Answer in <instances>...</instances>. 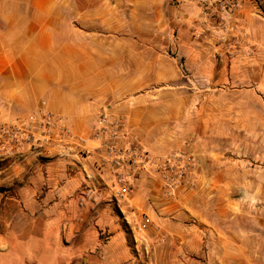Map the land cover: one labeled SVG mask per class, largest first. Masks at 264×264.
<instances>
[{"label": "crops", "instance_id": "1", "mask_svg": "<svg viewBox=\"0 0 264 264\" xmlns=\"http://www.w3.org/2000/svg\"><path fill=\"white\" fill-rule=\"evenodd\" d=\"M238 17L235 31H221L218 20H205L195 3L177 0H0V68L19 89L9 98L27 101L26 118L45 103L47 111L88 139L99 114L121 116L148 152L163 155L177 142L172 124L187 110L185 101L202 100L204 79L218 83L225 68H264V58L248 61L254 44L264 53V19L246 9ZM55 20H66L67 30L45 28ZM223 49L229 59L218 58ZM180 64L189 75L181 73ZM254 80L239 75L230 82ZM188 83L195 91L186 90ZM97 158L0 159V264H139L138 258L124 263L119 253L81 251L91 228L85 196L105 194L102 181L110 179L109 165L100 169ZM216 174L199 176L212 180ZM224 175L227 190H235L234 169ZM244 186L243 202H250ZM163 191V175L154 171L136 182L129 201L135 216H150L148 225L137 224L152 233L148 264L198 262L199 255L188 251L192 243L200 249L212 245L204 264H264V205L254 212L250 203L237 204L236 210L230 195L226 204L177 205L165 200ZM259 192L264 198V188Z\"/></svg>", "mask_w": 264, "mask_h": 264}, {"label": "rangeland", "instance_id": "2", "mask_svg": "<svg viewBox=\"0 0 264 264\" xmlns=\"http://www.w3.org/2000/svg\"><path fill=\"white\" fill-rule=\"evenodd\" d=\"M3 22L0 20L1 28H3ZM45 26L46 29L54 26V31H66L67 21L55 20L53 24L48 21ZM27 27H29V23H27ZM12 38L14 37L12 36ZM1 41L2 37H0V43ZM262 51V48L260 51L259 46L254 44L248 52V61L254 63L263 60L261 59L264 58ZM227 55L230 54L223 49L220 50L218 58L220 60L229 59ZM254 65L249 68H225L221 71L218 83L208 82L204 79L201 86L202 100H195L192 97L186 100L187 110L180 117L178 124H172V131H178L174 147L163 155L149 152L153 158L158 157L160 161L143 177L152 175L154 171L163 175L165 163L170 162V159L175 155L191 156L195 160L193 174L189 178L184 176L180 178L175 172L172 173V177L179 180L175 185V192H172L163 180V197L169 203L178 205L184 201L191 206L201 204V206L210 207L213 205L212 203L226 204L228 200L226 196L230 195L234 198L236 210L239 207L237 204L250 203L254 212L258 205H264V198L259 194L260 189L264 188V68H259L258 64ZM2 71L3 69L0 68V125L19 123L26 119V115L31 112L26 105V100L9 98L10 91L19 89L10 83L8 78L2 76ZM180 71L183 75H189L185 67L180 68ZM239 75H246L256 81L242 84L230 82L232 77ZM259 76L263 78L260 83L258 82ZM186 90L188 92L195 91L194 86L190 83L187 84ZM200 106H202V110H200ZM201 138L204 139V142H200ZM43 143L31 148L23 146L20 149L14 148L0 152V159L8 161L19 159L28 154H60L53 144ZM201 143L202 145H200ZM213 161L216 163L211 165ZM232 168L234 169L235 190H232V187L227 190L224 173ZM202 171H207L208 174L218 172V174L212 180H200L199 175ZM221 173L223 174L221 175ZM220 176L224 178L220 179ZM108 182V180L102 181V188L106 189L102 196L93 193H90L89 196L85 194V198L90 197V200L88 201L86 198L84 203L88 204L87 207L91 209L89 213L91 228L86 234L89 236V241L82 245L81 251L84 254L106 252L111 255L110 257H115V253H119L122 254L124 263L139 259V264H148L150 260L146 259V254L152 252L153 247L148 238L152 236V233L149 234L147 228L138 225L143 221L148 225L150 216L147 213L135 216L129 203L134 194L132 193L126 199L121 198L111 192L107 185ZM200 183L203 187L201 191ZM244 185L251 193L250 202L249 200L243 202L244 193L241 188L245 187ZM79 202L82 203V200ZM94 205L95 207H93ZM204 226L211 227L207 223H204ZM220 226H226L225 219L222 220ZM154 231L157 236L160 228L157 226ZM205 234L206 236L213 235L210 231H205ZM75 235L76 233L73 232L70 234L71 237ZM187 246L189 253L200 257L198 262L188 260L191 264L206 263V254L208 251H212L211 244L203 243L202 249L198 247L200 245L196 246L194 243ZM139 254L143 256H138Z\"/></svg>", "mask_w": 264, "mask_h": 264}, {"label": "built area", "instance_id": "3", "mask_svg": "<svg viewBox=\"0 0 264 264\" xmlns=\"http://www.w3.org/2000/svg\"><path fill=\"white\" fill-rule=\"evenodd\" d=\"M177 1L179 4L195 3L205 20H218L221 31L236 30L238 23L235 19L239 18L240 10H253L254 14L264 19V0ZM180 68H183L181 64ZM45 105L42 103L43 108L38 113L19 123L0 125V152L23 146L31 148L46 142L58 149L59 156L96 154L100 169L109 165L107 185L111 192L125 199L133 193L136 181L157 166L155 158L144 148L138 135L127 129L123 117L102 112L91 136L86 139L75 134L63 118L47 111ZM165 166L163 180L175 192L179 180L173 178L172 173L180 178H189L193 174L195 160L191 156L175 155Z\"/></svg>", "mask_w": 264, "mask_h": 264}]
</instances>
